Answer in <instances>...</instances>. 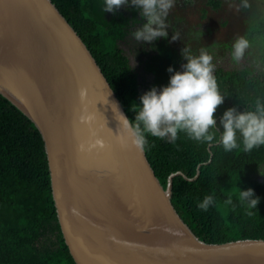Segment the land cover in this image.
Returning <instances> with one entry per match:
<instances>
[{
	"label": "water",
	"instance_id": "95a60500",
	"mask_svg": "<svg viewBox=\"0 0 264 264\" xmlns=\"http://www.w3.org/2000/svg\"><path fill=\"white\" fill-rule=\"evenodd\" d=\"M0 93L41 134L76 264H264V239L209 243L184 223L171 179L163 187L127 139L119 98L52 0H0Z\"/></svg>",
	"mask_w": 264,
	"mask_h": 264
},
{
	"label": "trees",
	"instance_id": "16d2710c",
	"mask_svg": "<svg viewBox=\"0 0 264 264\" xmlns=\"http://www.w3.org/2000/svg\"><path fill=\"white\" fill-rule=\"evenodd\" d=\"M224 1L228 0H206V4L217 10ZM52 2L90 49L127 115L133 119L135 111L131 105L139 104V98L134 96L137 72L117 45L127 29L134 32L139 28L135 24L137 7L131 4L130 16L110 22L101 11L102 0ZM200 12L201 19L209 14L205 7ZM167 19L170 20V15ZM243 37L249 41L243 54L245 65L213 69L223 96V102L213 113L217 140L225 110H255L257 98L264 105V22L253 18ZM201 39L199 47L205 43ZM214 42L218 47L232 44ZM253 51L258 53L259 65L247 57ZM182 60L175 45L165 39L159 42L157 53L142 61L143 70L151 76L148 88L167 84L171 75L169 66L178 71ZM147 139L146 157L163 186L171 173L181 172L172 177L171 202L200 239L208 242L264 239V179L256 178L264 170V145L249 152L242 148L225 152L216 141L197 142L183 132L178 133L175 143L151 135ZM45 158L44 143L34 123L0 93V264H76L59 226ZM249 187L259 198L256 208H249L238 199L239 188ZM209 194L214 203L207 210L198 208L197 204ZM229 197L230 204L225 202Z\"/></svg>",
	"mask_w": 264,
	"mask_h": 264
},
{
	"label": "clouds",
	"instance_id": "9594fccd",
	"mask_svg": "<svg viewBox=\"0 0 264 264\" xmlns=\"http://www.w3.org/2000/svg\"><path fill=\"white\" fill-rule=\"evenodd\" d=\"M128 2L129 0H102V11L113 12ZM131 3L140 8L142 15L146 17L142 28L132 33L136 40L152 41L167 35L163 17L167 15L174 0H131ZM248 45V39L238 38L233 45V57L239 59ZM184 53L186 63L182 71H173L169 66L168 71L171 75L167 84L159 88L156 86L149 88L140 95L139 104L131 105L132 110L135 111L133 119H130L128 115L125 116L114 104L123 118L119 121L127 133V139L137 148L144 149L149 135L175 143L178 133L183 132L189 139L197 142L216 141L225 152L240 148L244 152H249L253 148L264 145V105L259 98L255 101V110L241 112L235 111L234 108L225 110L221 119L222 132L219 133L218 140L216 139V122L213 113L223 102V96L218 90L217 81L213 75L212 56L205 51H201L196 56L190 55L187 49ZM78 94L82 101L85 100L87 89H79ZM83 119L88 122L91 117L85 115ZM97 143L100 141L98 140ZM170 182L172 188V181ZM237 195L238 199L246 203L249 208H256L259 198L254 195L251 187L239 188ZM225 202L230 204L231 197ZM213 203V196L209 194L204 196L197 207L207 210Z\"/></svg>",
	"mask_w": 264,
	"mask_h": 264
},
{
	"label": "rangeland",
	"instance_id": "374dc122",
	"mask_svg": "<svg viewBox=\"0 0 264 264\" xmlns=\"http://www.w3.org/2000/svg\"><path fill=\"white\" fill-rule=\"evenodd\" d=\"M245 3H247V7H245ZM131 4V0H129L128 3L121 5L113 12L102 11V8L101 11L106 15L108 21L113 22L117 17L130 16ZM201 7L209 10V14L202 19L200 17ZM169 15L170 20L167 19ZM136 16L138 22L135 24L142 28L146 17L142 15V10L138 7ZM253 18L264 22V0H228L224 1L217 10H211L206 4V0H174L167 15L163 17L166 36L157 37L152 41L136 40L132 35L133 32L127 29L125 37L119 40L117 46L130 59L131 68L137 72L138 85L134 89V96L138 99L143 92L149 89L147 83L151 80V76L143 70L142 61L157 53V45L163 39L168 44L175 45L182 55L183 60L178 64V71H182L183 65L186 63L185 49L188 54L194 56L199 55L201 51L210 54L213 69L222 67L228 70L242 67L245 65L244 57L243 55L239 59L233 57V45L238 38L243 37L247 25ZM174 36L175 39H173ZM201 38L205 40V43L199 47L198 43L202 40ZM214 40H218L219 44H224L225 41L232 44L231 47H218ZM245 50L247 51L248 47ZM247 57H251L254 65H259V56L256 51L247 53ZM180 173V171L173 172L167 178L172 181V177ZM256 178L264 179V170H262V175L258 173Z\"/></svg>",
	"mask_w": 264,
	"mask_h": 264
}]
</instances>
